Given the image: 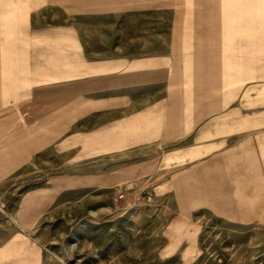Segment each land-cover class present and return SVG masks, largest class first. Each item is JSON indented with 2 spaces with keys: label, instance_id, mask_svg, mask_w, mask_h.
<instances>
[{
  "label": "rangeland",
  "instance_id": "rangeland-1",
  "mask_svg": "<svg viewBox=\"0 0 264 264\" xmlns=\"http://www.w3.org/2000/svg\"><path fill=\"white\" fill-rule=\"evenodd\" d=\"M137 1L0 0V264H264V1L209 88L173 46L216 4Z\"/></svg>",
  "mask_w": 264,
  "mask_h": 264
},
{
  "label": "crops",
  "instance_id": "crops-1",
  "mask_svg": "<svg viewBox=\"0 0 264 264\" xmlns=\"http://www.w3.org/2000/svg\"><path fill=\"white\" fill-rule=\"evenodd\" d=\"M109 1V0H108ZM112 5V9H109V14L113 11H116L121 7V3L117 5L115 3ZM124 2L126 7L134 9L137 12L138 1L137 0H119ZM178 1V0H177ZM180 1V0H179ZM185 2L196 3L192 6L204 7L205 3L211 4L213 8L216 4L217 10L213 13H206L205 9L201 8L199 11L192 10V17L194 18L192 26L193 40L189 42H184L182 46H173L174 49L180 50L181 53L179 57L183 62H185V69H182V72L187 75H193L195 81L201 82L203 85L202 88H209L214 85V82L217 80L227 81L228 79L233 80V75L239 76V80L243 79L240 75H244L245 68L242 69L238 66V62L235 61V52L234 50L239 46L240 50L249 49L248 46V37H241L237 39V44L232 43V34H237L242 36L247 34L248 25L247 20L249 17L251 6L255 1H264V0H184ZM107 0H98V17L106 16V7L109 5L106 3ZM172 3L176 2L175 0L171 1ZM198 2V3H197ZM160 4V5H159ZM145 9L153 8L150 11H153L161 6L163 10L168 9L171 5L170 0H145L144 1ZM173 5V4H172ZM180 6V3H177ZM117 8V9H114ZM197 10V9H196ZM16 16L18 18L24 16V11L15 8ZM115 13V12H114ZM169 14H166V16ZM213 14V15H212ZM15 16V15H13ZM169 17V16H168ZM178 17V16H177ZM245 17V24H244ZM236 18H240L241 21ZM178 33H181L178 29ZM245 31V32H244ZM190 30H186V34L189 35ZM165 37L168 35L164 34ZM166 44L167 47L162 48L163 50H170L169 42L166 43L163 41V45ZM236 45V46H235ZM163 54H166L163 52ZM234 54V55H233ZM169 55H163L161 58H167ZM163 72L162 74H167L166 80H180L174 74L172 66L170 67V62L168 59L164 60ZM166 66H169V69H165ZM236 66V68H234ZM183 80V79H182ZM188 80V79H187ZM180 82V81H179ZM207 83V85H206ZM209 83V84H208ZM211 85V86H210ZM6 257V256H5ZM2 259V257H1ZM23 260V259H21ZM3 264V263H2Z\"/></svg>",
  "mask_w": 264,
  "mask_h": 264
},
{
  "label": "built area",
  "instance_id": "built-area-1",
  "mask_svg": "<svg viewBox=\"0 0 264 264\" xmlns=\"http://www.w3.org/2000/svg\"><path fill=\"white\" fill-rule=\"evenodd\" d=\"M126 196H127V193H126L125 191H121V193H119V194L117 195V197L115 198V201H116V202H120V201H122L123 199H125Z\"/></svg>",
  "mask_w": 264,
  "mask_h": 264
}]
</instances>
